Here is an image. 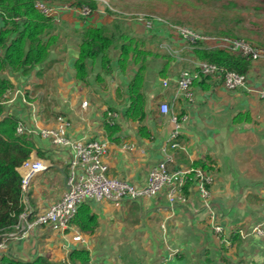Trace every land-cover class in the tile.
Returning a JSON list of instances; mask_svg holds the SVG:
<instances>
[{"label": "crops", "instance_id": "0c3cea01", "mask_svg": "<svg viewBox=\"0 0 264 264\" xmlns=\"http://www.w3.org/2000/svg\"><path fill=\"white\" fill-rule=\"evenodd\" d=\"M105 15L97 25L95 22L99 21L96 18L90 20L89 24L83 21L79 23L77 17H80L76 13L68 12L62 15L61 21L56 24L69 28V24L78 20L80 27L72 30L76 36L77 31L85 27L110 24L114 17ZM129 27L140 37L147 38L156 34L161 40L160 45L165 44L173 51L170 56L174 61L165 78L159 77L161 68L157 67L158 59L148 62L143 86L146 100L143 122L145 131L140 132L138 124L124 118L127 101L119 103L116 98L117 88L126 92L127 83L135 73V67L131 66L126 74H121L116 66L117 51L113 50L116 55L110 56L112 73L104 76L102 84L96 80V75L100 72L99 65H96L92 72L93 82L91 73L85 83L75 82L73 64L78 55L79 43L74 46L67 42L66 37L61 39L63 43L59 48H54L59 54L66 52L64 60L53 59V50L50 59L55 62L46 67L40 78L33 73L24 79L20 77L17 82L18 77L10 78L9 73H6L15 85L14 92L8 96L10 101L7 103L6 113L16 115L27 125H32L36 120L40 127L53 125L57 116H63L71 122L68 131L71 139L107 140L105 163L108 166V174L135 187L145 184L150 168L163 160L164 152L173 155L169 169L205 166L215 178L207 203L209 208H206L204 200L192 188L186 190L187 199L184 203L170 204L165 190L143 201L124 200L117 206L109 202L87 200L85 204L97 215L99 223L92 235L82 234L73 224L70 225L66 236L50 229H47V236L46 232L39 231L38 228L27 237L10 240L3 254L23 261H30L39 254H47L53 261H65L71 248L84 247L90 252L89 264H102L100 261L104 264H122L119 261L124 258L118 256L112 259V263L104 261V258L96 263L88 245L91 243L95 246H113L118 250L119 246H135L140 239L146 243V249L154 255L156 250H163L159 259L163 258L167 264H264V241L252 233L257 224H262L264 229V99L242 90L229 92L219 79L208 76L194 82V103L187 104L176 96V80L181 70H192L200 62L192 56L191 48L160 26L150 31L142 24L133 23ZM64 34L66 36V33ZM63 45L66 49H63ZM259 62L255 63L247 74L250 85L264 84L256 78L263 76L261 71L264 70V64L260 65ZM160 65L162 67V61ZM52 72L56 77L53 84L57 92L56 97L65 105L61 109L53 108L52 112L60 110L62 113H52L50 118L45 109L37 113L34 103L39 100H29L37 98L38 94L32 97L33 93L46 86L43 80L51 77ZM163 81H167V87L163 86ZM65 86L73 89L72 92L67 89L69 96L67 92H63ZM39 95L43 96L42 92ZM39 99L44 101V97ZM163 101L170 103L173 111L179 116H187V121L181 128L179 148L176 151L167 146L172 125L158 110L159 103ZM83 102L87 103L86 109H82ZM107 111L118 114L116 123L121 127V131L115 135L118 142H111L104 130ZM246 113L249 115V121L235 122L238 115ZM32 137H36L34 150L38 158L40 157L37 151L46 153L47 157L52 155V160H48L51 166L47 171L53 169L56 172L54 183H61L64 187L66 168L70 160L69 150L55 148L48 140L39 136ZM124 145H133L134 148L126 150L123 149ZM29 191L31 186L27 192L28 204L34 212H38L39 206L30 201ZM60 196L49 198L47 195L44 200L49 205ZM136 208L139 213L136 216L131 215ZM214 225L223 229L220 238L212 231ZM76 232H79L84 240L77 245L71 242V236ZM199 245L203 246L205 254L200 258L196 250ZM230 259L231 262L228 261Z\"/></svg>", "mask_w": 264, "mask_h": 264}, {"label": "trees", "instance_id": "16d2710c", "mask_svg": "<svg viewBox=\"0 0 264 264\" xmlns=\"http://www.w3.org/2000/svg\"><path fill=\"white\" fill-rule=\"evenodd\" d=\"M36 1L46 0H0V233L12 231L18 216L24 210L20 177L16 172V168L30 158L34 150V139L36 138L28 135L18 136L16 128L20 120L16 115H7L6 113L7 104L5 103L9 100L8 96L15 90V85L10 78L16 76L18 77L17 82H19L20 77L24 79L33 73L40 78L46 67L55 62V60L50 59L51 52L61 42V27L55 24L52 19L43 17L35 9ZM49 1L70 3L69 6L78 8L85 5L92 12L97 7L95 0ZM191 1L145 0V6L149 4L154 7L162 3L177 7L182 5L181 15L186 17H180L175 22H168L196 30L183 24L193 23V15L206 11L207 8L205 9V7H215L216 1L215 3L203 0ZM228 3L231 4L226 6L225 13L235 12V15L243 16V14L247 15L253 10L247 9L243 12L238 9L239 4L237 2ZM211 10L209 8L204 16L205 22L212 23L214 27L213 32L208 35L242 40L258 47L264 46L263 43L260 45L252 43L248 39L249 36L246 34L240 35V31L235 33L236 24L241 22V18L234 20V22L225 21L226 19L220 16L225 13L220 14ZM113 15L115 17L108 25L88 26L77 31L79 45L78 55L73 64V79L75 82L85 83L89 74L93 72L96 65H99L100 72L96 75V80L102 84L104 76L112 73L110 51H117L116 66L118 71L121 74H126L131 66H134L136 70L127 83L126 92L120 88L115 90L116 98L119 103L127 101L124 118L131 123L138 124L140 132L145 131L143 122L146 113V100L143 94V86L148 62L149 60H161L162 67L159 71V77L165 78L174 59L161 48V40L156 34H152L147 38L140 37L125 24V17L117 14ZM220 23H223V27H218ZM156 26H160L167 31L164 25L157 23L153 29ZM162 29L160 28V30ZM158 48L162 50L159 51ZM190 48L191 54L196 60L215 64L227 71L238 74L247 75L253 65L257 63L240 56L231 55L220 49H209L202 44L193 45ZM63 49H66V46L63 45ZM6 73H9L10 78L6 76ZM194 85L196 84L193 83ZM26 95L28 96L29 93ZM247 121H249L248 113L240 114L235 118L236 123ZM104 130L111 142H118L115 135L121 131L120 125L105 122ZM37 154L42 159L51 160L50 157L45 155L46 153L37 151ZM195 168L208 171L205 166ZM71 224L75 225L82 234L88 236L92 235L99 225L97 215L92 213L90 206L85 202L79 207ZM90 258V252L86 248L74 247L68 251L65 261H53L47 254H39L30 261H23L13 259L2 253L0 254V264H89Z\"/></svg>", "mask_w": 264, "mask_h": 264}, {"label": "built area", "instance_id": "2783aa9c", "mask_svg": "<svg viewBox=\"0 0 264 264\" xmlns=\"http://www.w3.org/2000/svg\"><path fill=\"white\" fill-rule=\"evenodd\" d=\"M35 9L43 17L52 19L55 24L60 22V11L62 13H78V16L83 19L89 18L92 14L91 9L85 5L78 8L52 4L46 1H36ZM136 20L141 22L144 28L149 31L153 29L156 23L164 25L172 35L178 37L189 47L202 44L209 49H220L252 62L264 61L263 48L242 40L211 36L185 26L171 24L160 17L140 15ZM161 48L173 55L172 49L167 45H161ZM208 76L219 79L225 90L229 92L242 90L256 95L259 99H264V84L259 86L250 85L247 75L227 71L207 62H198L194 69H184L179 72L176 80V96L182 98L187 104H193V83L202 77ZM162 83L164 87L168 86L167 81ZM9 101L7 100V103ZM86 106L87 103L83 102L82 109H86ZM158 110L161 115L167 117L169 124L172 125L167 146L176 151L179 148L178 139L181 128L187 121V116L176 114L171 104L165 101L159 103ZM117 119L118 114L116 112H106L105 122L114 124ZM36 122L35 120L32 125H27L23 121H19L16 134L18 136H39L48 140L55 148L69 150L70 160L66 168L64 191L58 200L51 202L43 211L34 212L30 207L27 201V192L33 179L47 171L51 166L48 160L38 158L36 151L33 150L30 158L16 168V172L20 177L24 210L18 216L12 231L0 233V254L6 251L10 240L27 237L35 229L41 227L66 236L65 234L70 230L71 222L79 207L87 200L100 203L105 201L117 206L124 200H145L165 190L170 204L184 203L187 199L186 188L188 186V188H192L197 192L200 198L204 200L206 208H209L207 203L211 197V188L215 184V178L209 171H204L201 168L169 169L168 165L172 162L173 155L164 152L163 160L150 168L145 184L142 187H135L108 175V166L105 163L108 151L107 140L71 139L68 135L71 122L63 116H57L53 125L45 127H40ZM133 148V145L123 146V149L126 150H132ZM212 231L219 238L223 235V229L220 226L214 225ZM252 233L264 241L262 224L255 225ZM83 241V237L79 232L71 236L73 244L77 245Z\"/></svg>", "mask_w": 264, "mask_h": 264}, {"label": "rangeland", "instance_id": "374dc122", "mask_svg": "<svg viewBox=\"0 0 264 264\" xmlns=\"http://www.w3.org/2000/svg\"><path fill=\"white\" fill-rule=\"evenodd\" d=\"M95 1L97 2L96 10L93 11L91 16L86 20L83 18L79 19L77 17V19L79 20L77 21L79 23L83 21L89 24L88 22L90 20H92L93 18H96V20L99 22H95V24L99 25L102 22V18L106 16L105 14H107V16L111 15L113 17H115L113 14H117L119 16L125 17V24L127 26H130L133 23L141 24V22L136 20V18L139 17L140 15L156 16V17H160L169 22H175V20L179 19L180 17L182 18L186 17L184 15H181L182 5L181 7L179 5L177 7V6H168L167 4L162 3V4H157L156 6L152 7L149 4L145 6L146 4L145 0H95ZM203 1H207L209 3L211 2L215 3L216 1L215 7H205V9L207 8L206 9L207 11L210 8L212 9L211 11H214L220 14L225 13L224 11L226 10L225 9L226 6L231 4V3L229 4L228 2H237L239 4L238 9L243 12L247 11V9H253L249 12V14L247 15L243 14V16L235 15V12H226L224 15L221 14L220 16H223L224 19H226L225 21L230 20V22L231 21L234 22V20L236 21L238 18H241V22L236 24L237 27H236L235 33L240 31L239 32L240 35H243V34L248 35L249 36L248 39L252 43L257 44V45H260L261 43L264 44V1L263 0H203ZM46 2H49V3L51 2L52 4L59 3L63 5H68V6L70 5V3L52 2L49 0H46ZM255 8L256 10H254ZM206 11H202V13L200 14L193 15L194 16L193 23L191 24L185 23L183 25L192 27L203 33H207V34L212 33L213 28H214L213 24L209 22H205L204 20ZM59 13H60V21H61L62 15H64L65 13H62L61 11ZM76 15H78V13H76ZM77 21L76 23L74 22L72 24H69V28H65L63 27V25L60 26L63 28L60 31L61 36H62L61 39H64L66 37L68 40L67 42L73 44L74 46H76L79 43L78 36L77 35L75 36V33H73L72 31L74 30V28L80 27ZM203 23L204 25H202ZM220 26L223 27V23H220L218 25V27ZM63 32L66 33V36ZM62 43L63 41H61L56 48H59L60 45H62ZM261 48L264 49V46ZM158 50L160 51L162 49L158 48ZM65 53L66 52L59 54L58 50H54L53 59L57 58L59 61H62L64 60L63 58H65L64 57ZM114 55H116L115 52L111 50L110 56L114 57ZM156 63H157V67L160 66L161 68V65H160L161 61L157 60ZM258 64L263 65L264 62L262 63L259 62ZM261 73L263 76L261 77L256 76V78L257 80H259V82L264 83V70L261 71ZM51 74H52L51 75L52 78L48 77L47 79L44 78L45 80H43L45 81L46 86L43 89H38L37 91L33 93L32 97H35V95L38 94L37 98L33 100L32 99L29 100L30 102H35L36 100H39L38 102L34 103L37 113L39 111H42V109H45L50 118L54 115V113L55 114L62 113L60 112V110L58 111L54 110V112H52L53 108L58 107L61 109L62 106L65 105L64 103H60L59 98L56 97L57 92H56L55 86L53 85L56 77L54 76L53 72ZM93 78H94V73H91L92 82H93ZM71 88L72 87L68 88L67 86H65L64 89L63 88L62 89H63V92H67V89H70V92H72L73 89ZM40 92H42L43 96L39 95ZM68 92H67V96H69ZM39 97H44V101H41ZM49 157L53 158L52 155H49ZM55 173L56 172L53 169H50L49 171L45 172L43 175L34 178L30 185L31 186V191H29L30 201L35 203L37 206H39V210H37L38 212L43 211L47 207L46 206L47 203L44 200L45 198H47V195L50 196L49 198H56L58 195H61L64 191V187H62L61 183L60 184L54 183L56 179ZM56 200L54 199V201L52 202H55ZM140 201H143V200H137L135 202H140ZM137 213H139L138 208L134 209L130 214L133 216H136ZM39 229H40L39 231L46 232L47 236L49 235L48 230H47L48 228L45 229L41 227ZM88 246L93 255V260L95 261L96 259V263H98L100 259L102 258H104V261H107L108 263H112L113 262L112 259L113 258L115 259V257L118 256V257L124 258L121 262L119 261V263H122V264H129V262H133V264H167L163 258L159 259L160 252H163V250L161 251L156 250L155 255H154L152 254L153 252H149L146 249L145 247L146 243L144 241H141L140 239H139V242L135 246H130V245L119 246L118 250L115 249V247L113 246H105V247L97 246V245L95 246V245H92L91 243ZM225 249H228V248H225ZM196 250L198 252L197 253L198 258L205 256L203 246L201 245L197 246ZM170 251H174V250H170ZM240 259H242V257H240ZM228 261L231 262V259ZM100 262L104 264L103 261H100Z\"/></svg>", "mask_w": 264, "mask_h": 264}]
</instances>
